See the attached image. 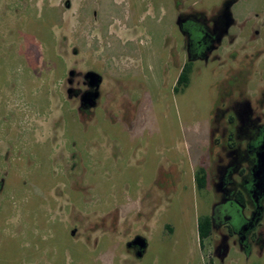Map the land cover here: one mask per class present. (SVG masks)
<instances>
[{"label": "rangeland", "instance_id": "rangeland-1", "mask_svg": "<svg viewBox=\"0 0 264 264\" xmlns=\"http://www.w3.org/2000/svg\"><path fill=\"white\" fill-rule=\"evenodd\" d=\"M229 3L226 33L174 91L178 16L223 23ZM236 110L264 123V0H0V264H264V218L249 250L225 229L198 245L228 137L245 146Z\"/></svg>", "mask_w": 264, "mask_h": 264}, {"label": "trees", "instance_id": "trees-1", "mask_svg": "<svg viewBox=\"0 0 264 264\" xmlns=\"http://www.w3.org/2000/svg\"><path fill=\"white\" fill-rule=\"evenodd\" d=\"M230 3L227 4L224 11L227 19L223 23H219L218 17H213V25H210L209 21L204 14L190 13L180 14L178 16V27L184 37L186 61L183 64L181 71L177 77L174 91L181 86H184L189 80V74L191 72V66L193 61L199 59H207L209 55L216 49L221 38L226 33V29L232 23L229 13ZM220 16V15H219ZM219 109L214 111L213 126L211 129V145L217 141L214 139V134L217 130L215 123L218 122ZM260 137L252 138V140L245 138V141L249 142V149L257 152L260 147ZM231 143L227 145L230 161L227 164V172L223 176L222 185H220L221 199L218 204H215L212 208L210 215L200 216L197 219V234L199 246L204 248L205 241L211 237V235L220 230L225 229L227 236H237L239 244L242 248L249 250V245L253 241L251 231L248 229L245 231L243 228L248 226V218L245 215L246 199L249 197L248 190L242 189L238 183L234 181V176H238L247 179L249 175L248 169L232 162L233 156L239 153L242 148L241 145L229 139ZM231 163H233L231 165ZM226 167V166H224ZM218 170L222 169V165H218ZM250 176V175H249ZM207 176L204 173L203 168H199L194 173V181L198 189L204 188ZM249 187V185H246ZM226 237H222L219 246L217 247L216 254L222 256L225 251L224 245H226ZM260 240L257 239L259 243Z\"/></svg>", "mask_w": 264, "mask_h": 264}, {"label": "flooded vegetation", "instance_id": "flooded-vegetation-1", "mask_svg": "<svg viewBox=\"0 0 264 264\" xmlns=\"http://www.w3.org/2000/svg\"><path fill=\"white\" fill-rule=\"evenodd\" d=\"M87 82H88V86L90 87L89 80ZM90 88L92 90L90 89L84 94L86 95L85 97L86 100L92 99L94 92H96V90L93 87ZM84 95L82 97V100L84 98ZM95 100L93 105L95 104ZM84 104L89 106L86 103ZM235 114L239 120V125L236 127V131L239 130V132L235 131V137H234L236 140L240 139L241 136H245V138L249 139V142L250 140H252V138H256L257 136L261 138L260 147L257 152L252 151L251 148L249 149L248 146L249 142L245 141V146L243 148L241 147L242 150L239 153H236L235 156H233V160H232V162L238 163L239 165H241V167L244 166V168H247L250 175L247 176V179L234 176V181L238 183L242 189L244 190L249 189L248 190L249 197L246 199L245 210L247 209L250 215L249 217L246 216V218H248V226L247 227L245 226L243 229L245 231L249 229L252 233L256 227L261 225V222L264 218V123L259 122V120L256 118H252L250 110L247 113L236 110ZM229 121L232 123L231 118L229 119ZM231 137H232L231 135L228 137V141L229 139H231ZM229 143H231V141L227 142L226 148ZM227 155L229 157V154ZM227 164L225 165L221 164L222 169L221 170L217 169V181L214 187L216 191L219 193L220 199H221L220 185H222L223 176L227 172V168H228ZM232 164L233 163H231V165ZM235 177H238L239 181H236ZM246 185H249V187H246ZM131 241L126 243V247L127 249L135 252V254L137 255L138 251H140V248L136 245H131L129 247L128 243H130ZM217 247L215 248V253L217 251ZM143 252L144 251H142V254Z\"/></svg>", "mask_w": 264, "mask_h": 264}, {"label": "water", "instance_id": "water-1", "mask_svg": "<svg viewBox=\"0 0 264 264\" xmlns=\"http://www.w3.org/2000/svg\"><path fill=\"white\" fill-rule=\"evenodd\" d=\"M73 72H70V75H72ZM85 78L89 80V85L90 87H93L96 92H94L92 99L90 100H86V95H84L83 98V102L88 104L89 106H92L94 103V100L97 98L98 96V87L99 84L101 82L100 77L93 72H87L85 74ZM131 245H136L140 248V251H138L137 256H141L142 255V251H144L145 247H146V241L144 238H142L141 236H136L130 243H128V246L130 247Z\"/></svg>", "mask_w": 264, "mask_h": 264}, {"label": "crops", "instance_id": "crops-1", "mask_svg": "<svg viewBox=\"0 0 264 264\" xmlns=\"http://www.w3.org/2000/svg\"><path fill=\"white\" fill-rule=\"evenodd\" d=\"M195 182V181H194ZM197 239H198V234H197ZM198 243H199V241H198ZM199 245V244H198Z\"/></svg>", "mask_w": 264, "mask_h": 264}]
</instances>
